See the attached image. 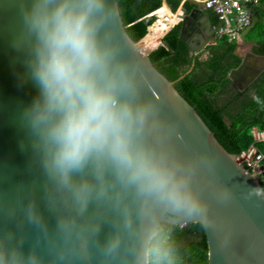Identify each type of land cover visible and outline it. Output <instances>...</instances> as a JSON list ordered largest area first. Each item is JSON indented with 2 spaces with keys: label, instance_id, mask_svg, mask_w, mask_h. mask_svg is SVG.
I'll return each mask as SVG.
<instances>
[{
  "label": "clouds",
  "instance_id": "obj_1",
  "mask_svg": "<svg viewBox=\"0 0 264 264\" xmlns=\"http://www.w3.org/2000/svg\"><path fill=\"white\" fill-rule=\"evenodd\" d=\"M13 4L12 47L38 89L20 122L42 180L0 196V264H183L179 228L217 231L213 202L235 192L206 153L182 149L117 0ZM243 196L264 201V187Z\"/></svg>",
  "mask_w": 264,
  "mask_h": 264
},
{
  "label": "water",
  "instance_id": "obj_2",
  "mask_svg": "<svg viewBox=\"0 0 264 264\" xmlns=\"http://www.w3.org/2000/svg\"><path fill=\"white\" fill-rule=\"evenodd\" d=\"M14 8L13 0H0V196L9 198L16 195L18 186L30 187L42 180L32 162L28 131L20 122L21 112L32 102L38 89L30 79H22L26 71L24 57L12 47L13 33L18 26ZM181 9L179 38L187 42L192 51H201L210 43L208 38L213 30L210 14L196 6L189 12L183 6ZM121 29L129 44L140 54L150 91L164 102V111L180 126L182 149L188 153H206L215 164L218 178L234 189L232 202L220 208L213 202V211L222 221L217 231L202 226L208 244V264H264V201L246 200L243 196L251 188L264 187L258 177L259 173L264 174V161L259 172L247 170L244 163L237 160L238 152H229L219 142L195 107L175 88V81L191 67L176 79H168L150 60L149 52L153 47L140 48L142 37L133 40L122 17ZM250 48L238 66L228 72L232 81L252 61L260 67L258 71L264 68V55L254 53ZM245 85L238 84V87L242 89ZM22 144L25 147L22 148ZM40 208L45 211L42 202ZM228 228L232 230V236L221 247L220 241Z\"/></svg>",
  "mask_w": 264,
  "mask_h": 264
},
{
  "label": "trees",
  "instance_id": "obj_3",
  "mask_svg": "<svg viewBox=\"0 0 264 264\" xmlns=\"http://www.w3.org/2000/svg\"><path fill=\"white\" fill-rule=\"evenodd\" d=\"M163 1L171 10H176L182 2L117 0L126 31L133 40L146 36L145 40L151 35V30L160 20L147 34V27L156 17L149 13L157 9L160 14ZM182 6L189 12L196 5L191 0H184ZM207 12L214 21V14L210 10ZM180 26V22L175 24L162 36V43L149 52L150 60L168 79H176L191 67L175 81L174 86L195 107L229 152H238L239 155L251 144L264 152V140H255L251 132L254 125L264 128V72L248 88L238 89L228 76L230 69L238 66L242 59L237 52L238 45L220 37L201 51L194 52L187 42L179 38ZM245 41L251 43V51L264 55V0L256 7L254 20L245 33ZM258 177L264 186V174L259 173ZM178 236L183 249V264H208V244L200 223L181 226Z\"/></svg>",
  "mask_w": 264,
  "mask_h": 264
},
{
  "label": "built area",
  "instance_id": "obj_4",
  "mask_svg": "<svg viewBox=\"0 0 264 264\" xmlns=\"http://www.w3.org/2000/svg\"><path fill=\"white\" fill-rule=\"evenodd\" d=\"M183 1L184 0H182L181 4L176 8V10H171L169 8L170 13H164L162 16V20L168 23V26L163 29L161 36H163L171 27L181 21L183 15L181 7ZM191 1L197 7L199 6L204 10H210L214 14V39L224 37L228 41H233L239 45L245 41L243 32L251 26L255 17L256 7L261 0ZM152 26L153 24L151 23V28ZM251 132L255 140H264V128L260 127L259 125H254L251 129ZM239 155H243L241 163H244V166L247 170L259 172L260 165L264 158V152L258 151L256 146L251 144L247 150L241 152Z\"/></svg>",
  "mask_w": 264,
  "mask_h": 264
},
{
  "label": "flooded vegetation",
  "instance_id": "obj_5",
  "mask_svg": "<svg viewBox=\"0 0 264 264\" xmlns=\"http://www.w3.org/2000/svg\"><path fill=\"white\" fill-rule=\"evenodd\" d=\"M198 8L202 9L199 6ZM162 9L164 10V6ZM244 54L245 52L240 55L244 56ZM259 69L260 67L257 65L255 61L250 62V64H246L244 69L240 70V72L235 76V81H233L234 84L238 87V84L242 85L246 83V85L242 89H240L239 87L238 89L244 90L248 88L249 85L253 83L264 72V68L261 71H258Z\"/></svg>",
  "mask_w": 264,
  "mask_h": 264
},
{
  "label": "bare ground",
  "instance_id": "obj_6",
  "mask_svg": "<svg viewBox=\"0 0 264 264\" xmlns=\"http://www.w3.org/2000/svg\"><path fill=\"white\" fill-rule=\"evenodd\" d=\"M155 13L158 15L160 21H158L156 26L151 30L152 32L150 31L151 35L149 37H147L145 40L143 38L140 40V48L142 49L153 45L155 46L159 40L160 34L163 32V29L168 26V23L162 20L163 13L162 16L161 14H158V10H156ZM167 13H170L169 9L167 10Z\"/></svg>",
  "mask_w": 264,
  "mask_h": 264
},
{
  "label": "rangeland",
  "instance_id": "obj_7",
  "mask_svg": "<svg viewBox=\"0 0 264 264\" xmlns=\"http://www.w3.org/2000/svg\"><path fill=\"white\" fill-rule=\"evenodd\" d=\"M165 1H163V3H164ZM162 3V4H163ZM163 6H164V10L162 11V8H163ZM163 6L161 7V11H160V14H161V16H162V13H163V15H164V13H167V10L169 9L168 8V6L164 3L163 4ZM156 15V17H155V19H154V21L152 22V24H155L156 23V21L159 19L158 18V15L157 14H155ZM179 23V22H178ZM150 30H151V24L149 25V27H148V31H147V34L150 32ZM248 30V29H247ZM247 30H245L244 32H243V37H244V40H245V33H246V31ZM162 35V33L160 34V36ZM160 36H159V39H160ZM146 37V36H145ZM144 37V38H145ZM143 38V39H144ZM159 44V40H158V42H157V44L154 46H151V47H153V48H155L157 45ZM249 45H250V43H247L246 41H243L242 43H240L239 45H238V47H237V52H239V54H242V53H244V52H246L248 49H249ZM205 48V47H204ZM206 54V51H204L203 52V55H205ZM242 157H243V155H239L238 157H237V160L239 161V162H241V160H242Z\"/></svg>",
  "mask_w": 264,
  "mask_h": 264
},
{
  "label": "crops",
  "instance_id": "obj_8",
  "mask_svg": "<svg viewBox=\"0 0 264 264\" xmlns=\"http://www.w3.org/2000/svg\"><path fill=\"white\" fill-rule=\"evenodd\" d=\"M164 3H165V2H164ZM205 11H207V10H205ZM208 40L210 41V43L213 42V40H214L213 30H212V33L209 34V38H208ZM247 43H249V42H247ZM207 45H208V44H207ZM250 45H251V43H250ZM250 45H249V48L251 47ZM205 46H206V45H205ZM205 46H204V47H205ZM238 53H239V52H238Z\"/></svg>",
  "mask_w": 264,
  "mask_h": 264
}]
</instances>
